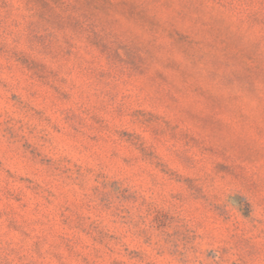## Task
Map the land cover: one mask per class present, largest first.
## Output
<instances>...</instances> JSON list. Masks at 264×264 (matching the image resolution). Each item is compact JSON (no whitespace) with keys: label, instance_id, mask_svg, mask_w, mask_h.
Segmentation results:
<instances>
[{"label":"rangeland","instance_id":"rangeland-1","mask_svg":"<svg viewBox=\"0 0 264 264\" xmlns=\"http://www.w3.org/2000/svg\"><path fill=\"white\" fill-rule=\"evenodd\" d=\"M0 264H264V0H0Z\"/></svg>","mask_w":264,"mask_h":264}]
</instances>
